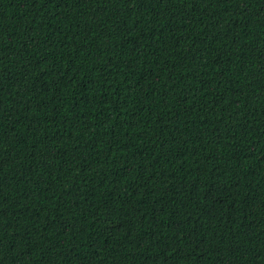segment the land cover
<instances>
[{"label":"trees","instance_id":"16d2710c","mask_svg":"<svg viewBox=\"0 0 264 264\" xmlns=\"http://www.w3.org/2000/svg\"><path fill=\"white\" fill-rule=\"evenodd\" d=\"M0 264H264V0H0Z\"/></svg>","mask_w":264,"mask_h":264}]
</instances>
